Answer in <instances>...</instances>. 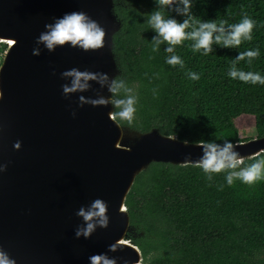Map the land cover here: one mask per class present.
Instances as JSON below:
<instances>
[{"label": "water", "instance_id": "1", "mask_svg": "<svg viewBox=\"0 0 264 264\" xmlns=\"http://www.w3.org/2000/svg\"><path fill=\"white\" fill-rule=\"evenodd\" d=\"M113 0H0V246L17 264H89L104 252L116 264H140L141 252L125 237L129 216L124 204L138 173L151 162L182 164L198 159L200 146L157 129L121 130L108 118L111 105L81 106L85 99L108 96L107 87L89 81L86 91L63 94L65 69L118 73L113 35L121 22ZM86 12L105 29V45L83 51L68 45L49 52L36 42L44 25L65 12ZM3 37L14 39L15 44ZM33 48L40 54L33 55ZM75 112V115H73ZM16 140L20 149L13 148ZM242 159L264 151V136L234 143ZM101 197L109 223L77 238L81 206ZM123 209L124 211H121ZM124 246L117 241L123 240ZM120 246L110 251L108 246Z\"/></svg>", "mask_w": 264, "mask_h": 264}, {"label": "trees", "instance_id": "2", "mask_svg": "<svg viewBox=\"0 0 264 264\" xmlns=\"http://www.w3.org/2000/svg\"><path fill=\"white\" fill-rule=\"evenodd\" d=\"M113 5L121 22L113 35L117 74L138 97L134 121L124 130L157 129L189 143H236L249 140L233 137L236 122L248 116L257 121L256 137L264 136V85L227 76L237 49L214 45L212 53L202 55L185 41L176 47L185 66L173 67L165 63L164 44L158 52L151 48L155 33L145 16L156 7L155 0H113ZM192 11L197 19L228 23L243 13L253 18V39L239 50L258 47L260 55L237 67L264 74V0H194ZM187 70L200 78L188 79ZM124 204L129 216L125 239L141 252L140 264H264V181L246 185L237 180L228 186L223 174L210 182L198 168L151 162L136 175Z\"/></svg>", "mask_w": 264, "mask_h": 264}, {"label": "clouds", "instance_id": "3", "mask_svg": "<svg viewBox=\"0 0 264 264\" xmlns=\"http://www.w3.org/2000/svg\"><path fill=\"white\" fill-rule=\"evenodd\" d=\"M194 0H155L156 7L148 12L145 21L155 33L151 38L153 52H158L162 44L165 63L173 67L179 65L184 68L183 58L177 54L176 47L185 41H191L190 47L193 52H201L208 55L213 52L214 45L222 48L237 49L227 76L232 80L253 85H264V74L260 71L244 70L237 67L241 60L248 63L260 55L256 48L239 50L245 41H252L253 29L256 21L247 13L234 23H228L224 19H197L193 13ZM167 12H175L176 15H166ZM177 17H182L178 19ZM45 31L36 37L37 43L53 52L57 47L68 45L83 51L97 50L105 45L106 32L103 26L84 11L73 10L55 17L50 23L44 25ZM33 55H39L40 49L33 48ZM64 75L70 77L67 84L62 85L63 94L71 92L86 91L90 85L89 81L97 80L106 85L108 96L85 99L81 97V106L90 103L93 106L111 105L108 118L123 131V125H131L137 111L138 97L127 82L126 78L116 74L109 78L107 72H90L87 69L78 68L65 69ZM186 76L190 80H198L200 74L196 71L187 70ZM155 94V89H153ZM3 91L0 90V97ZM75 115V112H73ZM222 141V142H218ZM188 143L187 140L184 141ZM197 146L201 147L202 155L198 159H191L186 155L181 161L184 166L198 168L208 181H213L214 175L223 174V179L228 186L239 180L246 185H253L258 181H264V154L257 152L251 158L250 163H245L242 155L234 147L232 140L223 139H200ZM21 141L16 140L13 148L20 149ZM7 164H0V171H4ZM223 190L224 185L218 186ZM124 211L123 209H120ZM108 203L101 197L93 199L90 204L81 206L76 215L82 218L83 226H77L75 236L89 238L97 226L107 227L109 223ZM120 245L115 242L108 246L110 251H116ZM89 264H116L115 257H109L107 253L100 252L88 257ZM0 264H17L16 259L0 246Z\"/></svg>", "mask_w": 264, "mask_h": 264}, {"label": "rangeland", "instance_id": "4", "mask_svg": "<svg viewBox=\"0 0 264 264\" xmlns=\"http://www.w3.org/2000/svg\"><path fill=\"white\" fill-rule=\"evenodd\" d=\"M3 59L1 61V64L3 62ZM236 123H237V130L233 132V137L235 139L242 140L245 138L248 139L256 138L255 126L257 121H255L254 118L248 116L241 117Z\"/></svg>", "mask_w": 264, "mask_h": 264}, {"label": "bare ground", "instance_id": "5", "mask_svg": "<svg viewBox=\"0 0 264 264\" xmlns=\"http://www.w3.org/2000/svg\"><path fill=\"white\" fill-rule=\"evenodd\" d=\"M3 39L4 40H9V43L10 44H15V42L16 41H14V39H11V38H6V37H3ZM125 237V235L123 236V238ZM125 239H123V240H121V241H117V242H119V243H122L123 244V241H124ZM124 246H127V247H129V248H131V249H133L131 246H129V245H125V244H123Z\"/></svg>", "mask_w": 264, "mask_h": 264}, {"label": "built area", "instance_id": "6", "mask_svg": "<svg viewBox=\"0 0 264 264\" xmlns=\"http://www.w3.org/2000/svg\"><path fill=\"white\" fill-rule=\"evenodd\" d=\"M3 46L4 45L0 42V64L6 53V48H3Z\"/></svg>", "mask_w": 264, "mask_h": 264}]
</instances>
